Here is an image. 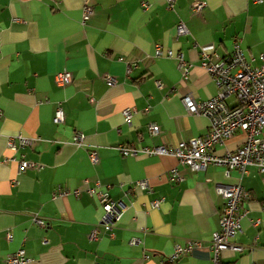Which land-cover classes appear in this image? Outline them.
<instances>
[{
	"label": "crops",
	"instance_id": "0c3cea01",
	"mask_svg": "<svg viewBox=\"0 0 264 264\" xmlns=\"http://www.w3.org/2000/svg\"><path fill=\"white\" fill-rule=\"evenodd\" d=\"M193 1L168 7L165 0H0V264L18 249L28 259L21 264H264V172L251 165L243 175L236 168L225 174L217 164L193 170L172 154L123 156L117 148L170 146L207 131L208 119L187 112L181 99L216 93L200 65L202 52L211 61L223 58L238 39L250 64L262 63L264 0H204L198 12ZM85 5L92 13L83 21ZM179 21L186 32L178 35ZM178 52L190 63L185 79ZM63 70L72 78L58 84ZM59 104L64 121L55 124ZM77 131L81 143L74 141ZM17 132L34 139L13 151L6 140ZM244 138L236 131L213 150H234ZM21 155L40 169L18 171ZM173 167L181 180L169 178ZM140 179L150 190L138 186ZM236 183L247 192L232 238L242 249H224L214 263L209 243L223 206L215 187ZM98 191L125 207L109 231L97 224L103 214ZM187 240L200 244L165 261Z\"/></svg>",
	"mask_w": 264,
	"mask_h": 264
},
{
	"label": "built area",
	"instance_id": "2783aa9c",
	"mask_svg": "<svg viewBox=\"0 0 264 264\" xmlns=\"http://www.w3.org/2000/svg\"><path fill=\"white\" fill-rule=\"evenodd\" d=\"M174 0H165L168 7L172 6ZM261 2L262 0H255ZM205 4L204 0H194L191 3L193 12H198ZM92 9L89 5L83 6V21L86 20ZM186 28L182 21L176 25V33L183 34ZM161 53L160 46L155 49V54ZM168 56L171 55L167 51ZM178 60L181 78L185 79L190 71V63L184 59L182 53L175 54ZM208 52L201 53L200 65L211 76L216 85L215 95L204 99L195 100L189 94H182L181 99L187 112L205 116L208 119L207 131L197 137L189 140L179 141L175 145L165 146H144L137 148L135 146H121L117 148L123 156H135L139 153L147 155L154 154H172L180 163L187 164L191 169L198 170L205 168L210 164L225 166V174L232 168L239 170L243 175L247 172V166H255L259 171L264 172V137L260 134L264 131V54H260L261 64L252 66L246 58L243 49L239 45L238 39H234L233 46L229 54L223 58L209 60ZM72 74L68 70L60 71L56 74L58 84L68 83ZM108 85H113L115 78L109 74L104 76ZM232 96L235 98L234 105H228L226 98ZM125 122H130L132 112L129 109L123 112ZM52 121L55 124L64 121V111L59 105L56 106ZM149 131L154 134L158 132L156 124L149 125ZM236 131H242L245 138L240 146L234 150H226L223 153H216L213 150L215 144H221L226 138ZM83 135L77 131L74 135L76 143L82 142ZM34 138L24 136L17 132L7 136V148L15 151L18 148H25L31 145ZM89 158L92 162L97 161V153L94 148L89 150ZM14 160L13 157L6 158L4 162ZM18 171L25 169H40L41 165L31 160L25 159L23 155L16 160ZM169 178L172 180H181V175L175 167L169 170ZM140 188L150 190L146 179L137 181ZM91 193L92 188H87ZM215 191L223 198V206L219 213L218 229L212 232L209 243V249L212 252L211 259L218 263L221 258V252L224 249L240 251L242 247L233 242L232 238L239 230L240 219L244 212L240 209L241 202L247 196V192L240 183L231 185H217ZM63 195L64 192H58ZM97 197L102 205L103 214L97 224H101L105 230H111L115 222L120 217L125 207L120 202H114L110 199L107 192L98 191ZM153 206L159 204V200L151 202ZM33 220L39 225H45L43 219L33 215ZM89 237L96 238V227H94ZM7 239H11V233L7 234ZM133 242V240H132ZM200 244L197 240H187L183 244H175L171 254L165 259L167 262H175L184 253ZM148 257L147 254L143 256ZM28 259L25 257L23 249L9 254L6 257L7 264H21Z\"/></svg>",
	"mask_w": 264,
	"mask_h": 264
}]
</instances>
